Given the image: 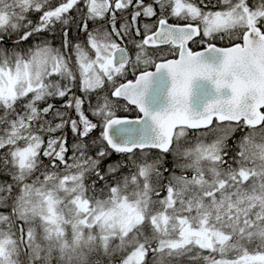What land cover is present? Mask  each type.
<instances>
[{"label":"snow or ice","instance_id":"6c2138e0","mask_svg":"<svg viewBox=\"0 0 264 264\" xmlns=\"http://www.w3.org/2000/svg\"><path fill=\"white\" fill-rule=\"evenodd\" d=\"M0 264H264V0H0Z\"/></svg>","mask_w":264,"mask_h":264},{"label":"trees","instance_id":"16d2710c","mask_svg":"<svg viewBox=\"0 0 264 264\" xmlns=\"http://www.w3.org/2000/svg\"><path fill=\"white\" fill-rule=\"evenodd\" d=\"M34 20L37 19L38 17L36 16H33L32 17ZM121 115H128V116H136V113L135 112H128V113H121ZM113 159H116V157H113Z\"/></svg>","mask_w":264,"mask_h":264},{"label":"flooded vegetation","instance_id":"af4514ba","mask_svg":"<svg viewBox=\"0 0 264 264\" xmlns=\"http://www.w3.org/2000/svg\"><path fill=\"white\" fill-rule=\"evenodd\" d=\"M70 135V134H69ZM70 138H69V140L71 139V135L69 136ZM69 142H71V141H69Z\"/></svg>","mask_w":264,"mask_h":264},{"label":"bare ground","instance_id":"6f19581e","mask_svg":"<svg viewBox=\"0 0 264 264\" xmlns=\"http://www.w3.org/2000/svg\"><path fill=\"white\" fill-rule=\"evenodd\" d=\"M69 134H70V133H69ZM70 135H71V134H70ZM70 135H69V136H70ZM69 138H70V137H69ZM69 141H71V139H70Z\"/></svg>","mask_w":264,"mask_h":264},{"label":"water","instance_id":"95a60500","mask_svg":"<svg viewBox=\"0 0 264 264\" xmlns=\"http://www.w3.org/2000/svg\"><path fill=\"white\" fill-rule=\"evenodd\" d=\"M129 118H131V117H129Z\"/></svg>","mask_w":264,"mask_h":264}]
</instances>
